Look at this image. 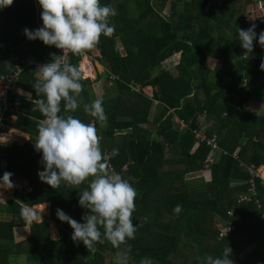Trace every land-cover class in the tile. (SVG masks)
<instances>
[{
    "label": "trees",
    "instance_id": "16d2710c",
    "mask_svg": "<svg viewBox=\"0 0 264 264\" xmlns=\"http://www.w3.org/2000/svg\"><path fill=\"white\" fill-rule=\"evenodd\" d=\"M254 1L117 2L116 14L109 17L112 33L101 35L94 45L114 88L99 96L104 119L84 112L85 104L98 99L91 90L100 76L92 80L83 70L78 106L71 115L94 123L104 173L113 170L136 191L134 239L119 248L105 239L92 251L70 239L72 229L56 217L55 209L81 222L87 210L78 205V194L91 177L80 185L61 182L56 189L38 179L42 165L33 143L42 116L31 100L10 91L12 105L4 122L30 133V141L0 144V174L11 172L13 182V197L0 201V264H117L125 249L127 264H139L142 257L152 264H180L184 238L195 253L181 264H206V257L220 256L226 243L233 264H264V178L256 173L264 164V108L248 107L254 98L264 102V71L258 67L264 49L255 41V56L242 57L245 49L237 39L238 28L244 29L243 13ZM100 2L110 5L112 0ZM168 2L170 14L163 15ZM35 20L33 0H13L0 10V77L23 66L14 87L31 91L33 99L37 66L27 61L46 63L50 54L57 55L54 46L23 34L25 27H38ZM80 59L72 56L69 63L79 66ZM209 60L215 61L210 65ZM212 71L220 77L214 78ZM109 72L118 77L110 79ZM245 78L246 88L241 86ZM147 86H152L151 95ZM153 107L157 113L151 118ZM209 120L208 134L215 133L227 153L218 152L207 168L213 151L197 142L192 130ZM251 186L252 200L239 201L252 193ZM45 202H50V219L59 229L57 239L50 236L48 219L28 225L20 215L22 207ZM175 205H180L179 213L173 211ZM229 221L232 229L222 239L219 231Z\"/></svg>",
    "mask_w": 264,
    "mask_h": 264
},
{
    "label": "clouds",
    "instance_id": "9594fccd",
    "mask_svg": "<svg viewBox=\"0 0 264 264\" xmlns=\"http://www.w3.org/2000/svg\"><path fill=\"white\" fill-rule=\"evenodd\" d=\"M13 0H0V10L12 4ZM40 6L41 26L23 34L29 40L39 39L44 45L61 50L60 55L50 54L51 59L36 67L37 73L31 83L36 98L25 93V99L33 103L42 119L37 124V136L33 143L34 151L40 153L37 170L40 181L56 189L61 182L80 185L87 181V187L78 194L77 203L87 210L81 222L70 217L57 207L55 215L61 222L71 227L70 239L73 243L82 242L87 250L95 251L97 242L106 239L113 248H119L126 240L134 239L136 224L132 213L135 208L134 187L117 173L105 174V163L98 146L96 128L92 122L84 123L71 115L77 109V97L81 91L82 69L61 57L71 52L77 55L91 49L101 35L108 36L113 31L109 17L116 10L100 0H36ZM255 25L237 30V39L245 49L246 57L253 50V38L264 49V30L257 35ZM264 71V55L258 65ZM61 102L65 114H61ZM84 112L97 120L104 119L102 100L94 99L84 105ZM7 137L0 138V144ZM116 150L113 149V154ZM11 172L0 174V189H11ZM45 204L40 208L22 207L20 215L28 222H41ZM180 205L173 211L180 212ZM101 229L103 230L101 232ZM228 231V230H227ZM227 233V232H226ZM226 233H221L224 239ZM130 248V245L128 246ZM231 248L227 243L222 254L206 257V264H233ZM127 249L118 253L117 264H127ZM139 264H152L151 258L142 257Z\"/></svg>",
    "mask_w": 264,
    "mask_h": 264
},
{
    "label": "built area",
    "instance_id": "2783aa9c",
    "mask_svg": "<svg viewBox=\"0 0 264 264\" xmlns=\"http://www.w3.org/2000/svg\"><path fill=\"white\" fill-rule=\"evenodd\" d=\"M217 1L220 2V0H217ZM33 5H34L35 12H36L35 24H36V26L39 27L42 24V21L40 18L41 8L36 3V0H33ZM243 21H244V25L242 28L247 29L250 25H255L253 31L256 32L258 35L260 33L262 27L264 26V0H257V1H254L253 3H251L249 5L248 9L243 13ZM255 41H256V38L254 37L252 43H254ZM55 50H56L57 55L61 54L60 49L55 48ZM245 51L246 50L241 51L242 57H246V55H244ZM88 52H89L88 49L82 51L81 53H79L77 55H73L71 52H69L66 55L62 56L61 58L67 60L68 62H70L72 56H80L81 60L84 58L87 59ZM248 56H255V54L253 52H251L248 54ZM81 60L79 61L78 65L83 71H86L87 69L82 68V66L80 65V63L82 62ZM43 63L44 62L37 61V60H28L27 61V64H34L36 66L43 64ZM87 63H86V65H87ZM87 67H89V66L87 65ZM22 69H23V66L16 65V67L13 71L5 73L0 77V105L2 108L1 113H0V138H2L3 136H5L8 133V130H6V123L4 121L7 118L6 112L10 109V107L12 105L11 102L9 101V93H10V91L15 90L14 84H15L16 80L19 78V74H20ZM104 70H105V66H104ZM117 77H118L117 75L109 72V78L110 79H115ZM246 81H247L246 78L243 79V81L241 83L242 87L247 86ZM144 90L148 93V90L146 88H144ZM208 127H209V123L207 121V122L202 123L198 127L193 128V130H192L195 140L197 142H205L207 145H209L211 147V150L213 151L211 154L212 156L209 157L208 163L205 164V167H207V168H208L209 164L215 160L217 153L222 150V148L219 146L217 135L215 133H213L212 136L208 134V130H207ZM222 151L224 153H227L226 150H222ZM104 157L106 159H108L107 155H105ZM126 167H127V165H124V168H126ZM112 173H115V172L113 170H111L110 174H112ZM249 190L252 193L242 195L239 198V201L252 200L253 194L255 193V189L253 186H251L249 188ZM229 214L233 215V211H229ZM231 229H232V226H231V222L229 221L226 225H224L220 229L219 237L221 238V235H220L221 233L229 232V231H231Z\"/></svg>",
    "mask_w": 264,
    "mask_h": 264
},
{
    "label": "rangeland",
    "instance_id": "374dc122",
    "mask_svg": "<svg viewBox=\"0 0 264 264\" xmlns=\"http://www.w3.org/2000/svg\"><path fill=\"white\" fill-rule=\"evenodd\" d=\"M119 0H112L110 6L112 8H114L115 10L117 9V2ZM221 2V0H220ZM163 12L168 15L170 14V4L168 2V4L166 5V7L164 8ZM100 56V52H99V49L96 50L94 48L92 49H89V52L87 54V59L84 58V59H80L81 61H84L85 59L87 60V65L89 66L90 70L93 72V75L91 74H87L90 78H92L93 80L97 77V76H100L102 77L103 80H101L99 82V85H96L91 91H92V94L95 96H98V98H100V94L98 93H101V92H105L103 94H108L109 93H112L114 92V88H113V85H112V81L108 80L106 77H105V72H104V66L102 64V61H100L97 57ZM239 56V55H238ZM235 56L232 57V59H234ZM91 59V60H90ZM215 60H209L208 64L211 65V63H213ZM87 71V70H86ZM85 71V72H86ZM211 75L214 77V78H219L220 75L215 72V71H212L211 72ZM148 92H151V89H152V86H150L148 88L145 87ZM246 88V87H244ZM149 94V93H148ZM151 95V94H150ZM100 96V97H99ZM156 103L157 101L154 100ZM248 107L250 109H253V110H258V111H262V109L264 108V102H260L259 100L255 99L254 100H250L249 103H248ZM154 108V107H153ZM264 113V112H263ZM7 142V141H6ZM261 166V165H260ZM258 167L256 172L262 177L264 178V174L261 173L260 169L261 167ZM262 166H264V164H262ZM264 169V168H263ZM6 189H0V201L1 202H5L8 198H10L11 196L9 194L6 193ZM45 204V203H44ZM47 205V204H46ZM32 208H39V207H36V205H33L31 206ZM41 207V206H40ZM42 220L43 219H48L50 220V205L48 203L47 206H45L43 212H42ZM28 222V221H27ZM29 223H32V222H28V225ZM54 223H51L49 222V228H50V233L52 236H55V237H58V234H59V231L57 230V227H56V233L53 232V229H54ZM191 245H189L187 243V240L184 238L183 242H182V250L184 251L185 254H182V253H179L178 255V258H179V263L181 264L182 262H185V259H188L189 260V257H191L194 253H195V250H192V248H190ZM250 249V248H249ZM181 250V251H182ZM243 256V255H242Z\"/></svg>",
    "mask_w": 264,
    "mask_h": 264
},
{
    "label": "crops",
    "instance_id": "0c3cea01",
    "mask_svg": "<svg viewBox=\"0 0 264 264\" xmlns=\"http://www.w3.org/2000/svg\"><path fill=\"white\" fill-rule=\"evenodd\" d=\"M92 48H94V49H96V50H98L96 47H92ZM100 52V51H99ZM86 61L84 60V61H82L81 62V64L82 65H84V67L87 69V73L88 74H91V75H93V72L90 70V68L89 67H87V65H86ZM104 66V65H103ZM98 77V76H97ZM96 77V78H97ZM95 78V79H96ZM92 79V78H91ZM93 80V79H92ZM101 80H103L102 79V77H100V79H99V82L101 81ZM150 86H148V88H149ZM15 91L17 92V93H19V94H25V93H30V94H32L31 93V91H28V90H25V89H23V88H15ZM149 94H152V89H151V92H148ZM98 94H100V93H98ZM157 113V108L155 107V108H153L152 109V113H151V118H153L154 116H155V114ZM12 118H15L16 117V114H12V115H10ZM7 119V118H6ZM208 123H209V126H210V124H211V120H209L208 121ZM6 130H8V133L6 134V135H13L14 136V138L11 140V141H5L4 143H2V144H6V145H10L11 143H13L14 141H17V142H19L20 144H22V143H24V142H26V141H30V133H28V132H26V131H23V130H21V129H17V128H14V127H12V126H10V125H6ZM262 166V165H261ZM264 167V166H263ZM262 171H264V169L262 170ZM262 171H261V173H262ZM264 177V176H263ZM6 193L7 194H9L11 197H13V190L12 189H6ZM10 197V198H11ZM48 203H49V205H50V202H45V206H47L48 205ZM42 204H44V203H41V204H38V205H41L42 206ZM47 204V205H46ZM37 206V205H36ZM49 222H51V223H54L55 225L54 226H56L57 227V225H56V223L53 221V220H49ZM55 227V228H56ZM57 230L59 231V229H58V227H57ZM53 232H54V229H53ZM50 236H51V238H53V239H57L58 237H59V234H58V237H55V236H52L51 235V233H50Z\"/></svg>",
    "mask_w": 264,
    "mask_h": 264
},
{
    "label": "bare ground",
    "instance_id": "6f19581e",
    "mask_svg": "<svg viewBox=\"0 0 264 264\" xmlns=\"http://www.w3.org/2000/svg\"><path fill=\"white\" fill-rule=\"evenodd\" d=\"M85 61L87 62V60L85 59ZM5 137H7L6 141H11L14 136L13 135H5ZM262 174H264V171H262ZM41 205H37L36 207L40 208Z\"/></svg>",
    "mask_w": 264,
    "mask_h": 264
},
{
    "label": "water",
    "instance_id": "95a60500",
    "mask_svg": "<svg viewBox=\"0 0 264 264\" xmlns=\"http://www.w3.org/2000/svg\"><path fill=\"white\" fill-rule=\"evenodd\" d=\"M165 13L163 12V15H164Z\"/></svg>",
    "mask_w": 264,
    "mask_h": 264
}]
</instances>
